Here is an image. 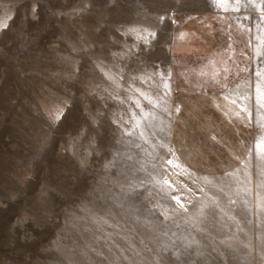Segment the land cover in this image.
Masks as SVG:
<instances>
[{
    "label": "rangeland",
    "instance_id": "1",
    "mask_svg": "<svg viewBox=\"0 0 264 264\" xmlns=\"http://www.w3.org/2000/svg\"><path fill=\"white\" fill-rule=\"evenodd\" d=\"M208 12L253 43L214 100L171 65ZM0 264H264V0H0Z\"/></svg>",
    "mask_w": 264,
    "mask_h": 264
},
{
    "label": "crops",
    "instance_id": "2",
    "mask_svg": "<svg viewBox=\"0 0 264 264\" xmlns=\"http://www.w3.org/2000/svg\"><path fill=\"white\" fill-rule=\"evenodd\" d=\"M252 53L253 43L241 24L225 14L208 12L180 26L171 45V65L189 92L214 100L242 83ZM182 156L187 163L192 160L190 155Z\"/></svg>",
    "mask_w": 264,
    "mask_h": 264
},
{
    "label": "snow or ice",
    "instance_id": "3",
    "mask_svg": "<svg viewBox=\"0 0 264 264\" xmlns=\"http://www.w3.org/2000/svg\"><path fill=\"white\" fill-rule=\"evenodd\" d=\"M162 19H163V17H162ZM153 35V37L155 36V33H153L152 34ZM257 75L259 76L260 75V73H257ZM168 163H171V161H168ZM173 200H175L177 203H179L180 202V200H179V197H173ZM181 207H183V205L181 204Z\"/></svg>",
    "mask_w": 264,
    "mask_h": 264
}]
</instances>
